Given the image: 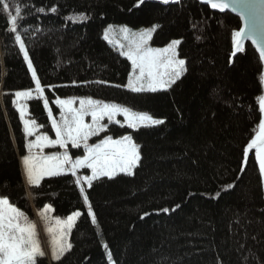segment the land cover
<instances>
[{
	"label": "trees",
	"instance_id": "1",
	"mask_svg": "<svg viewBox=\"0 0 264 264\" xmlns=\"http://www.w3.org/2000/svg\"><path fill=\"white\" fill-rule=\"evenodd\" d=\"M9 4L22 8L17 31L55 111L57 98L93 96L164 120L137 130L109 123L106 132L132 135L141 158L132 175L100 177L91 188L84 183L96 224L71 173L27 184L26 145L52 123L44 100L29 99L25 119L43 128L24 132L14 93L35 80L0 4V196L30 218L48 204L59 216L82 210L70 232L72 248L37 264H110L109 251L116 264H264V180L255 153L244 156L262 118L264 67L250 42L232 59L240 17L199 0ZM79 14L86 18L69 19ZM110 24L158 26L154 43L179 39L186 71L166 90L132 91L125 86L131 61L104 38Z\"/></svg>",
	"mask_w": 264,
	"mask_h": 264
},
{
	"label": "snow or ice",
	"instance_id": "2",
	"mask_svg": "<svg viewBox=\"0 0 264 264\" xmlns=\"http://www.w3.org/2000/svg\"><path fill=\"white\" fill-rule=\"evenodd\" d=\"M144 2L145 0H138L137 6ZM241 2L242 0H205V3L213 9L232 8L233 11L237 10L236 5ZM258 2L260 5H264V0H258ZM162 3L168 4L170 0H162ZM0 4H2L3 10L7 13L8 20L12 25L10 31L17 33L15 40L19 43L24 58L28 60V67L32 70V76L35 80V89L16 91L14 93L16 99L13 101L20 112L21 120H23L24 132L28 136H33L37 130L36 121L25 119L28 108L21 101L44 97V88L36 77V71L29 59L24 40L17 31L18 23L22 19L21 6L17 4L12 9L9 0H0ZM13 11L15 14H13ZM38 11L43 12L44 9L41 8ZM51 11L56 12L57 9L52 7ZM85 18L83 14L69 17L70 20L74 21ZM156 27L158 26L137 32L132 31L127 26H120L119 28L120 34L127 42L126 44H119V48L121 54L131 61L133 70L127 87L137 93L166 90L186 71V61L178 58L176 50V46L180 44L179 40L171 41L164 48L149 46V41ZM246 29H248L247 19H245V28L233 33L234 51L232 55L235 56L238 52H241L244 40L250 37L259 50L260 58L264 60V41L257 38L254 28L250 31H246ZM114 30L115 26L109 25L104 31V38L109 39ZM109 42L113 41L109 40ZM33 92L36 93L35 97H33ZM258 99L260 111L264 113V95ZM75 102V98L56 100V104L61 108V113L59 121L55 118L52 119L55 139L44 133L36 135L34 140L28 142L26 147L29 154L23 157L24 174L27 184L38 187L46 176H60L71 173L75 177L74 182L79 186L84 201L88 204V212L92 223L96 224V216L91 210V204L83 186L84 183L86 182L87 186L91 188L92 182L100 177L111 178L118 172L132 175L133 169L141 157L138 150L139 146L135 144L130 135L115 140L111 136H107L100 143L92 145L88 144V140L92 136L105 131L107 124L102 123L105 117L109 122L121 126L126 124L128 128L133 130L160 125L164 121L155 119L148 113L133 111L120 104L102 102L93 98L80 99L79 108L73 106ZM43 103L44 107L48 108L49 101L47 98H44ZM48 115L52 117L50 108H48ZM119 115L124 117L123 124L121 120L117 119ZM86 116H91V123L85 122ZM69 144L74 148L83 146L86 154L73 159L67 151ZM57 145L65 151L52 155L43 154V149ZM34 149L39 151L34 152ZM253 149H255V157L259 161L260 172L264 175V119L260 120L259 132L256 137L247 144L244 151L245 161H247L248 153ZM79 169H91V175H77ZM228 187L233 186L229 185ZM50 211H52L51 205H47L42 210L41 215L46 222L52 225L48 228L51 235L52 256L54 259L60 260L72 248L68 237L76 218L81 213L76 211L68 216L66 220H61L59 217H49L47 213ZM163 211L167 212L168 209H163ZM103 246L106 250L108 249L106 243ZM44 256L45 252L38 240L36 225L30 222L27 215L11 203L7 197H0V264H37V259ZM108 260L113 261L110 251L108 252Z\"/></svg>",
	"mask_w": 264,
	"mask_h": 264
},
{
	"label": "rangeland",
	"instance_id": "3",
	"mask_svg": "<svg viewBox=\"0 0 264 264\" xmlns=\"http://www.w3.org/2000/svg\"><path fill=\"white\" fill-rule=\"evenodd\" d=\"M110 25H113L115 26V30L114 32L110 35V38L107 39L108 41L111 40L113 42L114 45H117L119 47V44H126L127 42L124 40V37L120 34L119 32V28L120 26H127L128 28H130L132 31L134 32H137V31H140V30H143V29H148V28H152V27H143L141 29H134L133 27L129 26V25H125V24H110ZM108 28V27H107ZM106 28V29H107ZM154 33V32H153ZM153 33H152V38L151 40L149 41V46L150 47H153V48H164L166 47L169 43L165 44V45H157L154 43L153 41ZM173 40H179V39H173ZM172 40V41H173ZM180 41V40H179ZM118 42V43H117ZM176 50H177V53H178V58L180 59H184L180 53H179V50H178V45L176 46ZM30 59V57H29ZM31 60V59H30ZM185 60V59H184ZM27 63H28V60H27ZM31 70V69H30ZM31 73H32V70H31ZM133 74V70H131V76ZM130 76V77H131ZM36 77L38 78L37 74H36ZM129 77V79H130ZM129 82V80H128ZM128 82L126 83V87L128 85ZM42 86V85H41ZM31 89H35V86ZM29 90V89H27ZM24 91V90H23ZM36 96V93L33 92V97ZM43 100L44 98H47L48 99V95L47 93L45 92L44 90V97H41ZM75 98V97H74ZM85 98H93V99H96V100H100V99H97L93 96H87V97H76L75 100V104L73 105L74 107L76 108H79V101L80 99H85ZM57 99H71V98H57ZM55 99V103H56V100ZM49 101V100H48ZM101 101V100H100ZM22 103L26 104L27 105V108H28V111L27 113L30 112V103H29V100H26V101H21ZM103 102V101H102ZM59 106V105H58ZM48 108L51 109L52 111V117L51 118V123H52V119L55 118L57 121L60 120V113H61V108L59 106V110L58 111H55V109L53 108V106L50 104L49 102V105H48ZM47 108V110H48ZM137 112H144V113H148L150 115L149 112L147 111H137ZM26 113V114H27ZM155 119H160V120H163L162 118H157V117H153ZM26 119H29L28 116H26ZM117 119L121 120L122 124H123V121H124V117L122 115H119L117 116ZM30 120V119H29ZM164 121V120H163ZM85 122L86 123H91L92 122V118L91 116H86L85 117ZM102 123L104 124H107V128L105 129V131L103 132H100L98 135L96 136H92L89 140H88V144L89 145H92V144H98L100 143L103 139H105L107 136H111L114 140L115 139H119L121 138L122 136H125V135H130L132 137V135L130 133H125L123 135H120V136H114L111 132H106L108 129H109V121L107 119V117L104 118V120L102 121ZM43 128L42 125H37V130L38 129H41ZM44 133H47L52 139H55V131L53 128H51V130L48 128V129H45V130H41L39 132L36 133V135H40V134H44ZM36 138V136L34 137V139ZM133 138V137H132ZM32 139V140H34ZM133 141L135 142L134 138H133ZM135 144H137L135 142ZM139 150V149H138ZM34 152H38L39 150L38 149H34L33 150ZM65 149L61 148L60 146H55V147H47L45 149H43V154L44 155H52V154H55V153H62L64 152ZM69 155L73 158V159H76V158H79L83 155L86 154V150L83 148V146H81L80 148H74L72 147L71 144L68 145V149H67ZM28 151L26 154H24L22 156V167H23V172H24V164H23V157L25 155H28ZM140 154V153H139ZM134 170L135 168L133 169V173H134ZM120 173V172H118ZM77 175H80V176H84V175H91V169H79L78 172H77ZM25 176V174H24ZM25 180H26V177H25ZM1 197V196H0ZM48 205H51V204H48ZM16 206V205H15ZM17 207V206H16ZM51 208H52V211L48 212L47 215L49 217H59L61 218V220H66L68 216H70L72 213L76 212V211H79L80 213H82V210H76L68 215H65V216H59L57 214L54 213V208L53 206L51 205ZM92 210V209H91ZM93 212V211H92ZM27 215V214H26ZM28 219L30 222L34 223L36 225V231H37V234H38V240L40 242V245H41V248L42 250L45 252V254L48 256L49 260L51 261L53 259V256H52V242H51V235L49 234L48 232V228L50 226H52L51 224H49L48 222L45 221L44 217L41 215L40 212L36 211L35 210V214H34V217L33 218H30L29 215H27ZM79 217L76 218V220L78 219ZM75 220V222H76ZM74 222V224H75ZM70 238V235L68 237V239ZM70 241V240H69ZM110 264H116L115 261H110Z\"/></svg>",
	"mask_w": 264,
	"mask_h": 264
},
{
	"label": "water",
	"instance_id": "4",
	"mask_svg": "<svg viewBox=\"0 0 264 264\" xmlns=\"http://www.w3.org/2000/svg\"><path fill=\"white\" fill-rule=\"evenodd\" d=\"M153 1L159 2V3L163 4V5H170V4L177 3L179 0H170V3H168V4L162 3V0H153ZM199 1H201L202 3H205V0H199ZM236 9H237L236 11H233L232 8H227V9H224V10H220V9H215V10L221 11V12L229 11V12L239 16L240 20H241V26H240L239 30L242 29V28H245V19H247V21H248V29H246V31H250V30H252L254 28L257 38L261 39L262 41H264V5H260L258 0H242L241 3H238L236 5ZM241 13H243V15H241ZM247 42H250L255 47V49L257 50V52L259 54V50L256 48V45L253 43V41H252V39L250 37L246 38L244 40V46H245V44ZM233 51H234V47H233ZM238 54H239V52L235 56H237ZM235 56L232 55V59ZM261 61H262L263 67H264V60L261 59ZM261 119H264V113H262V118ZM258 132H259V128H258L257 132L253 135V137L250 139V141L256 137ZM252 152L255 153V149L251 150L248 153L247 159L249 158V155ZM256 161H257V164H258V167H259V161L257 159H256ZM262 177H263V180H264V175H262Z\"/></svg>",
	"mask_w": 264,
	"mask_h": 264
}]
</instances>
